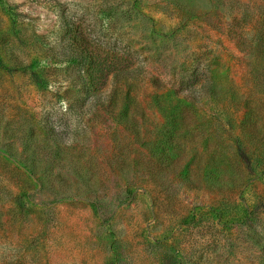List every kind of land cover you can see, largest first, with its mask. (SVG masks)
<instances>
[{"label": "rangeland", "instance_id": "374dc122", "mask_svg": "<svg viewBox=\"0 0 264 264\" xmlns=\"http://www.w3.org/2000/svg\"><path fill=\"white\" fill-rule=\"evenodd\" d=\"M185 2L0 0V264H264V0ZM81 35L143 67L90 111ZM193 73L233 94L178 97Z\"/></svg>", "mask_w": 264, "mask_h": 264}, {"label": "trees", "instance_id": "16d2710c", "mask_svg": "<svg viewBox=\"0 0 264 264\" xmlns=\"http://www.w3.org/2000/svg\"><path fill=\"white\" fill-rule=\"evenodd\" d=\"M167 1L177 6H186V9L188 8L185 2L186 0ZM201 1V6L197 3L193 4L189 9L193 15L195 14L193 12H197L201 9H204L208 14L209 10L213 8V4H219L221 7L224 6L222 0ZM63 22L65 25L66 33H71L72 29L70 27V22L65 18L63 19ZM257 36L258 37L256 39H251L249 40V42L242 44V46L246 53H250L248 57L250 58L251 66L254 65L253 62L260 61V64L264 67V24H261V28ZM90 49L91 45L87 43L85 37L81 35L80 37H78V39L73 40L72 43H68L64 50L67 56V60H65V62L68 65L77 66V70L74 72V80L78 84L79 89L84 91L87 103H90V106H88L86 109L87 111H90L96 106L101 105L103 102H106L107 98L110 97V93L103 94L99 91V87L105 84L106 78L108 76L107 74H111L112 82L116 83L122 79H131L134 77H138L143 72V67L139 64L135 66L127 65L123 67H117L115 64H112L111 66H107L105 70L99 69L100 64L98 62H95L96 59L93 57V53ZM116 60L119 62L122 61V58H116ZM155 83L157 85V82ZM96 84H99L97 88H95ZM258 85L262 88V91L264 93V81H261V83ZM223 91L224 89L221 86L218 87L217 85H214L210 80H208L206 76H204V78H200L197 73H193L187 83H185V80H182L179 87L175 89V94L181 98L187 97L192 99L193 101H198L202 97L220 96ZM225 91L233 94L232 83L228 85ZM234 100L241 101L244 109L249 110V98H243L242 96L237 95L234 96ZM86 104H84L83 107ZM240 127L242 130L246 129V131L250 132L256 131L255 125L251 126L250 122H248L246 114H244V119L240 123ZM50 134L53 136L56 135L53 129H50Z\"/></svg>", "mask_w": 264, "mask_h": 264}]
</instances>
